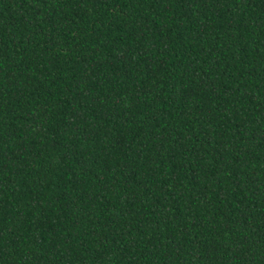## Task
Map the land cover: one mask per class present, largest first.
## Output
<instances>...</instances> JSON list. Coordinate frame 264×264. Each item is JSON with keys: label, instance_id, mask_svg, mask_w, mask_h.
<instances>
[{"label": "trees", "instance_id": "16d2710c", "mask_svg": "<svg viewBox=\"0 0 264 264\" xmlns=\"http://www.w3.org/2000/svg\"><path fill=\"white\" fill-rule=\"evenodd\" d=\"M0 264H264V0H0Z\"/></svg>", "mask_w": 264, "mask_h": 264}]
</instances>
